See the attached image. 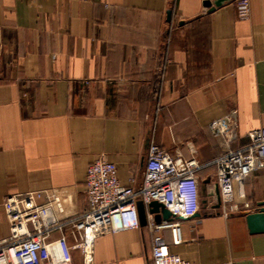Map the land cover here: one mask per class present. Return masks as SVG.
Wrapping results in <instances>:
<instances>
[{
    "label": "crops",
    "instance_id": "crops-1",
    "mask_svg": "<svg viewBox=\"0 0 264 264\" xmlns=\"http://www.w3.org/2000/svg\"><path fill=\"white\" fill-rule=\"evenodd\" d=\"M232 111L236 149L264 126V0L245 16L234 0H0V238L10 193L55 189L64 215L79 214L92 161L139 185L154 141L204 164L200 211L178 219L184 240L171 250L190 264H264V232L245 220L264 207V167L243 181L248 208L226 215L210 194L225 144L208 123ZM151 247L145 224L107 233L92 264H152ZM71 264H84L80 251Z\"/></svg>",
    "mask_w": 264,
    "mask_h": 264
},
{
    "label": "built area",
    "instance_id": "built-area-1",
    "mask_svg": "<svg viewBox=\"0 0 264 264\" xmlns=\"http://www.w3.org/2000/svg\"><path fill=\"white\" fill-rule=\"evenodd\" d=\"M234 1L239 14L247 15L249 0ZM234 116L232 111L208 123L209 131L225 144L211 163L215 166L219 205L226 215L238 210L239 204L248 208L243 181L264 167V126L250 134L246 145L232 149L229 142L237 138ZM203 166L195 157L174 156L150 141L139 185H134L132 177L128 184H122L116 165L104 156L87 166V206L79 214L64 215L63 196L55 189L10 193L3 201L8 235L0 238V264H71L73 250L81 252L84 264H92L98 237L141 227L138 202L144 206L145 225L152 234V264H190L171 250L184 240L180 221L156 222L148 204L156 200L174 216L193 217L200 211L197 171ZM214 191L210 194L215 196ZM165 229L170 233V243L162 235ZM54 232L59 236L51 239Z\"/></svg>",
    "mask_w": 264,
    "mask_h": 264
},
{
    "label": "water",
    "instance_id": "water-1",
    "mask_svg": "<svg viewBox=\"0 0 264 264\" xmlns=\"http://www.w3.org/2000/svg\"><path fill=\"white\" fill-rule=\"evenodd\" d=\"M225 1H231V0H203V5L211 10L216 6H220ZM169 14H170V10L167 11L168 18H169ZM214 193L217 200L216 207H218L220 203V199H219V192L216 187ZM137 207L140 218V224L144 225L146 219H145V209L142 202H138ZM148 207H149V212L154 214V219L156 222H159L162 219L171 221L173 219L182 218L180 216H174L168 209L164 207L162 203L156 200L151 201L148 204ZM245 220L250 233L264 232V207H261L254 212H247L245 214Z\"/></svg>",
    "mask_w": 264,
    "mask_h": 264
}]
</instances>
